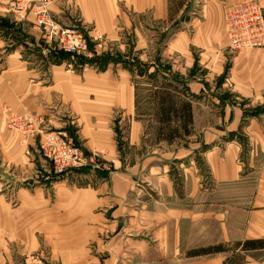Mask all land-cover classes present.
Wrapping results in <instances>:
<instances>
[{
  "label": "crops",
  "instance_id": "1",
  "mask_svg": "<svg viewBox=\"0 0 264 264\" xmlns=\"http://www.w3.org/2000/svg\"><path fill=\"white\" fill-rule=\"evenodd\" d=\"M68 1L104 50L124 56L73 69L0 32V264L42 247L58 264H264V248L246 247L264 241V48L231 51L225 26L245 0ZM154 49L171 66L156 74ZM163 78L193 99L194 129L176 149L161 140L147 152L134 84ZM11 113L75 134L114 172L73 170L59 182L46 172L50 189L12 176L5 164L24 150ZM114 118L129 121L127 152Z\"/></svg>",
  "mask_w": 264,
  "mask_h": 264
},
{
  "label": "rangeland",
  "instance_id": "2",
  "mask_svg": "<svg viewBox=\"0 0 264 264\" xmlns=\"http://www.w3.org/2000/svg\"><path fill=\"white\" fill-rule=\"evenodd\" d=\"M0 3H2L0 4V11H2L0 15H4L2 17L0 16V32L8 36L13 42L19 40L20 43L26 44L29 52H35L38 49L40 51L39 55L43 58L49 57L57 62L66 60L68 63L72 64L70 67L73 69H80L84 67L86 63H96L100 68H103L106 66L105 62L108 61L109 58V60H112L124 56L122 50L119 48L112 47L104 50L102 44L105 37H100L96 32L94 33V28L92 29V27L84 25L77 11L73 12L75 4L70 3L68 0H51L43 21L38 14L39 10L35 8L39 0H3ZM54 5L61 9L58 13H56L58 9ZM37 16L40 18L38 19ZM63 32L65 33L64 36L62 35ZM75 35L81 36L82 41L85 42L86 49L80 54L70 51L71 47L69 46V42H71V44L75 43ZM105 51L107 52L105 53ZM149 52L151 58H156L159 61L155 66L153 74L161 73L165 68L163 64H166L168 68L171 67L168 66L169 64L162 58V55L159 54L161 51L154 49L149 50ZM79 64H82V66ZM93 67L97 68V66ZM133 67L137 68L139 76H144L148 72L146 64H134ZM136 81L137 85H134L138 93V96H136L138 103L137 119L144 124V129L142 131L144 137H142L144 142H146V151H154V149H160V147H152V143H159L161 140L163 141L161 143H170L165 138L159 137L158 135V122L155 115L159 99L156 98L155 94L158 90L162 89V83H172L168 82L167 78H163L160 81H153L151 79L146 81L140 79ZM172 85L171 89L175 90L172 91L178 95V99L183 98L192 104V98L184 96L178 91L179 87L182 85ZM182 88L184 87L182 86ZM228 99L230 100L231 98H226V100ZM42 122V118L31 116V114H25L23 116L16 113L9 114L8 129L18 135L20 145L24 150V154H22L23 159L19 161L18 164H5V166L9 165V167H11L9 173L12 176L17 177L18 172L25 173L28 179H31V177L35 179L36 176L41 180V186L50 189L51 185L46 183L48 181L47 178H45L46 172L58 178V182L62 179H66L68 172L73 170L90 169L99 174L100 169H103L104 171L101 173V175H105L103 179H108L110 174L114 172L115 167L112 165L113 163L104 162L101 158L102 153H97L96 155L94 152L86 149V147H83V145L74 138L75 134L70 135V132H66L65 130H53L45 125L44 127L46 128H44ZM113 126H115L116 132L118 133V150L122 152L124 148L126 152L129 151L127 145L129 121L127 119L114 118ZM193 129L192 121V125L189 127V133L187 135L181 134L180 137L172 141L175 143L173 144V148L176 149L180 143H184V140L182 141L179 139L192 135ZM65 135L66 138L63 139L65 142L62 143L60 139ZM18 165H25L26 168H18L20 167ZM94 172L93 176H95ZM78 181L84 182V180L81 179ZM68 182L70 181L68 180ZM83 182H80V184ZM5 184H7L10 189V193L6 194L8 201L11 203L12 207H16L18 201L16 195L12 194L13 191H16L15 189L12 191L11 183L5 182ZM51 191L53 190L51 189ZM51 196H54L53 192ZM56 263L51 261L50 250L45 247H42L36 253L24 254L21 262V264ZM93 264H101V260Z\"/></svg>",
  "mask_w": 264,
  "mask_h": 264
},
{
  "label": "built area",
  "instance_id": "3",
  "mask_svg": "<svg viewBox=\"0 0 264 264\" xmlns=\"http://www.w3.org/2000/svg\"><path fill=\"white\" fill-rule=\"evenodd\" d=\"M50 1L39 0L35 7L39 10L38 14L42 21L48 11ZM225 26L231 51L241 52L248 49L264 48V8L257 0H245L240 5L230 8L225 17ZM62 35L64 36L65 33L63 32ZM74 42V44L69 42L70 51L77 54L85 51V42L82 41L81 36L75 35ZM64 138L66 135L60 139L62 143L65 142Z\"/></svg>",
  "mask_w": 264,
  "mask_h": 264
},
{
  "label": "trees",
  "instance_id": "4",
  "mask_svg": "<svg viewBox=\"0 0 264 264\" xmlns=\"http://www.w3.org/2000/svg\"><path fill=\"white\" fill-rule=\"evenodd\" d=\"M167 84L162 83V89L155 94L159 99L155 116L158 122L159 137L172 142L181 134L189 133V127L193 121L192 104L183 98L178 99V95L173 92L175 90L171 89L173 85ZM246 247H250L252 250L264 248V241L248 242Z\"/></svg>",
  "mask_w": 264,
  "mask_h": 264
}]
</instances>
